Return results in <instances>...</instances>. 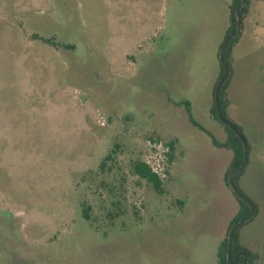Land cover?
Listing matches in <instances>:
<instances>
[{"label":"rangeland","instance_id":"obj_1","mask_svg":"<svg viewBox=\"0 0 264 264\" xmlns=\"http://www.w3.org/2000/svg\"><path fill=\"white\" fill-rule=\"evenodd\" d=\"M232 1L0 0V264L219 263L240 209L211 111ZM227 61L257 207L237 236L264 264V0ZM147 139L175 142L163 192L134 170Z\"/></svg>","mask_w":264,"mask_h":264},{"label":"trees","instance_id":"obj_2","mask_svg":"<svg viewBox=\"0 0 264 264\" xmlns=\"http://www.w3.org/2000/svg\"><path fill=\"white\" fill-rule=\"evenodd\" d=\"M248 1L249 0H246V3H245V12L247 10V4H248ZM240 4H241V0H233L232 3H231V10L233 12H238L239 8H240ZM244 12V14H245ZM244 14H243V17H244ZM230 30V27L229 29L227 30L226 32V35L228 34ZM225 35V36H226ZM240 36V33L237 34L236 36H234L232 38V40L230 41L227 49H226V53H225V57H226V60H227V57H228V54L230 53L231 49H232V46L234 44V42L239 38ZM222 44V43H221ZM221 73L219 74L218 78H217V81L218 79L221 77V75L223 74L224 72V68L221 64ZM231 74V73H230ZM230 77V75H229ZM229 77L226 79V81L223 83L222 85V88L220 90V101H221V106H222V109H223V113L224 115L226 116L225 114V110H224V100H223V97H224V92H225V87L227 85V82L229 80ZM216 81V83H217ZM216 83L214 85V89H215V86H216ZM212 111V114L217 118H218V115H217V111H216V107H215V100H214V105L211 109ZM227 117V116H226ZM228 118V117H227ZM191 121L196 124V125H199L195 120L192 119V117H190ZM229 119V118H228ZM220 120V119H219ZM222 122V121H221ZM223 123V122H222ZM226 128L228 129L229 131V136H228V139L226 142L224 143H218L216 140H215V143L216 144H221L223 146H226L230 149L233 150L234 152V157H233V161H232V165L231 167L228 169L226 175H225V180L228 184V181H227V177L230 173V171L239 166L242 161H243V158H244V146H243V143L241 141V139L238 137V135L235 133V131L230 127L228 126L227 124L223 123ZM201 127V126H200ZM169 145H170V148H171V151L169 152V161L172 163L173 159H174V149H175V142L173 140L171 141H168L167 142ZM110 156L111 154H108L105 158V161L110 159ZM103 161V163L105 162ZM134 170L136 172L137 175H139V177L143 178V179H146L147 181L151 182L154 186V188L158 191V192H163V181L157 176L156 173H154L151 169V167L144 161V160H136L135 163H134ZM244 170V169H243ZM243 170L241 172H239L236 176H235V184L236 186L239 188L238 184H237V178L238 176L243 172ZM229 185V184H228ZM239 190L242 192V190L239 188ZM233 192V191H232ZM235 195V194H234ZM236 196V195H235ZM236 198L238 199V201L240 202V209L238 211V213L236 214V216L233 218V220L231 221L230 225H229V228L226 232V235L223 237V239L221 240L219 246H218V250H217V256H218V261L219 263L218 264H231L227 258V248H228V231L231 227V225L236 222L237 220H239L240 218L246 216L249 212H250V206L248 204H246L244 201H242L241 199H239L237 196ZM257 211V207L255 206V213ZM255 215V214H254ZM86 217L89 218V216L86 214ZM251 219V218H250ZM249 219V220H250ZM247 222V221H246ZM245 222V223H246ZM244 224V223H243ZM242 224V225H243ZM240 228V226L236 229L235 233H234V242H233V254H232V257L235 258V255H236V252L238 251V249H244L246 250L249 254L250 251L248 249H246L244 246H242L240 243H239V240H238V236H237V232H238V229ZM235 264H245L244 262V256H241L239 258V260L237 261V263ZM249 264H251L250 262V258H249Z\"/></svg>","mask_w":264,"mask_h":264},{"label":"water","instance_id":"obj_3","mask_svg":"<svg viewBox=\"0 0 264 264\" xmlns=\"http://www.w3.org/2000/svg\"><path fill=\"white\" fill-rule=\"evenodd\" d=\"M245 3L246 0H241V4H240V8L238 10L237 15H234V12H231V27L230 30L228 32V34L225 36V38L223 39V42L219 48V60L224 68V72L221 75V77L218 79L215 89H214V100H215V107H216V111H217V115L218 118L220 119V121H222L223 123L227 124L228 126H230L235 133L238 135V137L241 139L243 146H244V158L242 163L233 168L228 177H227V181L228 184L230 186V188L232 189L233 193L242 201H244L246 204H248L250 206V212L240 218L239 220H237L236 222H234L229 231H228V248H227V258L229 260V262L231 264H235L237 263V261L239 260L240 255L242 254L244 256V262L245 264H249V254L246 250H240L237 252L235 258L232 257L233 254V242H234V233L236 231V229L241 226L243 223H245L246 221H248L250 218H252L255 214V205L253 204V202L246 197L240 190L239 188L236 186L235 184V176L241 172L245 166L247 165L248 162V152H249V144L247 141L246 136L244 135L243 131L241 130V128L236 125L234 122H232L231 120H229L223 113V109L221 106V101H220V90L222 88L223 83L226 81V79L229 77L230 75V66L228 61L226 60L225 57V53H226V49L230 43V41L232 40V38L234 36H236L237 34H239L241 32L242 29V19H243V14L245 12Z\"/></svg>","mask_w":264,"mask_h":264},{"label":"built area","instance_id":"obj_4","mask_svg":"<svg viewBox=\"0 0 264 264\" xmlns=\"http://www.w3.org/2000/svg\"><path fill=\"white\" fill-rule=\"evenodd\" d=\"M170 145L162 140L146 141V154L144 161L151 167L152 171L163 181L169 174V152Z\"/></svg>","mask_w":264,"mask_h":264},{"label":"flooded vegetation","instance_id":"obj_5","mask_svg":"<svg viewBox=\"0 0 264 264\" xmlns=\"http://www.w3.org/2000/svg\"><path fill=\"white\" fill-rule=\"evenodd\" d=\"M240 250H244V249H238V251H240ZM238 251H237V252H238ZM237 252H236V254H237ZM235 256H236V255H235ZM241 256H243V255L241 254L240 257H241ZM240 257H239V258H240Z\"/></svg>","mask_w":264,"mask_h":264}]
</instances>
